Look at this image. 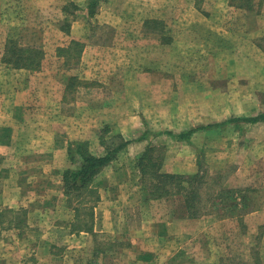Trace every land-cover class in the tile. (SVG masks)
<instances>
[{
	"label": "crops",
	"instance_id": "crops-1",
	"mask_svg": "<svg viewBox=\"0 0 264 264\" xmlns=\"http://www.w3.org/2000/svg\"><path fill=\"white\" fill-rule=\"evenodd\" d=\"M263 45L264 0H0V264H264ZM124 142L78 230L69 155Z\"/></svg>",
	"mask_w": 264,
	"mask_h": 264
},
{
	"label": "trees",
	"instance_id": "trees-1",
	"mask_svg": "<svg viewBox=\"0 0 264 264\" xmlns=\"http://www.w3.org/2000/svg\"><path fill=\"white\" fill-rule=\"evenodd\" d=\"M264 120V114L250 119L248 122L256 123ZM124 143L118 144L112 150L106 152L104 156L95 157L86 152V147L83 144L77 145L74 149V153L69 155L70 160H75L73 156L79 159V165L72 170H66L63 172V184L64 192L68 199V204L74 208L75 217L77 220L78 230L88 229V224L92 218V209L89 206L92 198L96 197V192L89 186L94 180L95 176L106 167L112 160H114L116 153L125 146ZM145 174V173H144ZM157 183L165 185L167 182H171L172 190L176 194H183L186 198V203L189 212L195 214L204 208V198L202 196L201 185L206 184L208 190L212 187L209 182L203 181L198 175L183 177V176H155ZM213 179L211 183L216 182ZM160 188V189H159ZM157 189L161 194L166 191L165 187H159ZM208 194V193H207ZM85 212L86 216L81 218L80 215ZM87 216L89 218H87Z\"/></svg>",
	"mask_w": 264,
	"mask_h": 264
},
{
	"label": "rangeland",
	"instance_id": "rangeland-1",
	"mask_svg": "<svg viewBox=\"0 0 264 264\" xmlns=\"http://www.w3.org/2000/svg\"><path fill=\"white\" fill-rule=\"evenodd\" d=\"M264 46V45H263ZM248 49V46L247 45H240L239 47V52L241 53V51H246ZM224 58H228L230 56V53H227V52H224ZM228 55V56H227ZM224 63L226 62V60L224 59L223 61ZM32 158V157H31ZM32 162V161H31ZM33 163V162H32ZM84 215L86 216L85 212H83V214L80 215L81 218H84ZM7 217L11 218L12 220H14V222L17 224V223H20L21 222V215H19V218L17 217V215H14V214H8ZM77 225V223L75 224V226ZM62 251V250H61ZM81 258V262L85 260L86 258V254H80L79 256ZM230 257V256H228ZM65 264H69V258L67 261H65Z\"/></svg>",
	"mask_w": 264,
	"mask_h": 264
}]
</instances>
